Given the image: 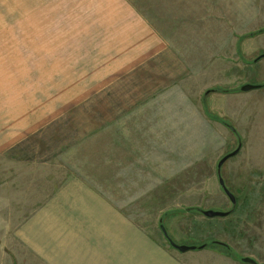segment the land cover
Wrapping results in <instances>:
<instances>
[{
  "label": "rangeland",
  "instance_id": "rangeland-1",
  "mask_svg": "<svg viewBox=\"0 0 264 264\" xmlns=\"http://www.w3.org/2000/svg\"><path fill=\"white\" fill-rule=\"evenodd\" d=\"M91 2L0 0L1 185L64 204L66 264H264V0Z\"/></svg>",
  "mask_w": 264,
  "mask_h": 264
},
{
  "label": "crops",
  "instance_id": "crops-1",
  "mask_svg": "<svg viewBox=\"0 0 264 264\" xmlns=\"http://www.w3.org/2000/svg\"><path fill=\"white\" fill-rule=\"evenodd\" d=\"M84 5H88L90 9L100 8L101 10L96 9L82 13L115 14L122 7V2L121 0H92L91 3ZM168 67L167 65L166 68ZM157 68L160 67L156 65ZM168 88L160 89L156 86V95L161 92L166 93ZM209 93L207 92V95ZM170 102L173 101L169 98H156V104L145 103L144 106L151 104L153 108L158 110L160 106L163 108V106L179 104ZM16 143V137L7 136L6 141L0 140V157L4 152L7 153L11 150ZM20 163L24 164L22 168L27 170L26 162L21 161ZM7 179L9 182L5 185L0 183V264H66L63 245L65 242L62 236L64 233L62 225L65 215L64 204L59 203V201L54 204L53 197L48 200V195L42 191L43 188L48 187L47 185H41V194L35 193L32 198L26 190V187H32V184L24 188V194L21 191L17 192L18 195H13L11 192L17 191V188L11 185V180L8 177ZM64 184L65 182H62L59 188L58 185L56 186L57 192L63 188ZM79 206L72 205V214L68 216L72 222L78 224L81 222V214L79 213L81 209L75 207ZM79 229L78 226V231ZM50 230L56 232V238L51 240L49 239ZM58 243L61 245L59 246ZM74 250L70 251L73 255L75 254ZM78 254H80V250Z\"/></svg>",
  "mask_w": 264,
  "mask_h": 264
},
{
  "label": "water",
  "instance_id": "water-1",
  "mask_svg": "<svg viewBox=\"0 0 264 264\" xmlns=\"http://www.w3.org/2000/svg\"><path fill=\"white\" fill-rule=\"evenodd\" d=\"M261 58H264V55L262 57H260L259 59ZM262 86H255V85H245L241 88V92H250L252 90H255V89H259L261 88ZM241 151V145L237 148V150H235L234 152H232L231 154L225 156L220 162H219V165H218V175L220 177V185L222 187V189L224 190L225 194L228 196V198L230 199L232 205H233V209L228 211V212H217V211H202L201 213L206 216L207 218H225V217H228L230 216L235 208L237 207V199L235 198V196L227 189V187L225 186V182L221 176V169L222 167L224 166V164L231 158L237 156ZM162 230L166 236V239L169 241L170 245L177 251H179L180 253H186L188 251H194V250H198V249H204L206 246H201L199 248L195 247V246H179V245H176L174 242H172L169 238H168V235H167V232L166 230L164 229V227H162ZM216 244L218 245H221V246H224L226 248H228V246L222 242H215ZM243 262L244 263H247V264H257L253 259L251 258H244L243 259Z\"/></svg>",
  "mask_w": 264,
  "mask_h": 264
},
{
  "label": "trees",
  "instance_id": "trees-1",
  "mask_svg": "<svg viewBox=\"0 0 264 264\" xmlns=\"http://www.w3.org/2000/svg\"><path fill=\"white\" fill-rule=\"evenodd\" d=\"M237 203H238V200H237ZM236 208H237V207H236ZM236 208H235V210H236ZM234 212H235V211H234ZM203 246H206V245H203ZM206 247H208V246H206ZM206 247H205V248H206Z\"/></svg>",
  "mask_w": 264,
  "mask_h": 264
}]
</instances>
